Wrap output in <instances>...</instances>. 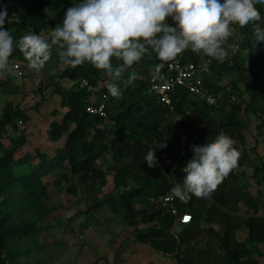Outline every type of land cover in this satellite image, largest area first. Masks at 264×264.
<instances>
[{
    "label": "trees",
    "instance_id": "obj_1",
    "mask_svg": "<svg viewBox=\"0 0 264 264\" xmlns=\"http://www.w3.org/2000/svg\"><path fill=\"white\" fill-rule=\"evenodd\" d=\"M16 1L30 0H0V7H8ZM78 2L79 0L39 2L14 17L8 16L12 23L6 20L4 28L9 30L14 42L25 34L42 35L44 31L61 23L66 9ZM255 6L264 17V3H257ZM48 13H52L54 18H49ZM170 24L174 26L171 19ZM233 26L241 30L243 38L237 44L238 51L229 54L224 62L202 57L191 49L177 56H180L182 62L201 63L208 60L213 78L223 72L241 73L243 90L238 81L231 80L229 83L241 97L239 103H229L227 95L222 93L226 87L205 78V85L210 91L224 100L220 109L199 101L182 89L174 94L172 108L159 101L156 94L149 90V73L161 64L151 49L138 64L124 73V79L132 72L136 73V79L131 85L124 87L123 80L117 82L121 90L118 99L108 93L106 84H100V78L112 82L104 72L87 62L75 68L67 66L60 75L61 79L74 83L69 87L58 81L53 85H46L52 86L54 94L60 98V107L57 104L51 114L54 117L59 112L64 114L59 119L53 118L47 124L45 132L50 141L65 138L63 146L56 148L52 154L36 149L39 162L32 164L30 153L16 157L17 151L29 143L27 136L22 133L18 139L13 140L11 148L0 158V197L19 185L24 197H30L39 206V192L45 191L43 179L50 173L63 170L60 176L63 182L71 183L72 179H78L82 186L92 185L102 172L97 162L100 158L111 155L115 186L124 190L115 202L104 198L101 203L108 201L115 212L122 207L132 226L135 223L159 222V226L140 229L137 233L139 239L149 242L156 251L171 255L176 264H264L255 258L257 246L264 244V212L259 215V203L251 195L249 183L236 170L250 164V152L246 145L249 125L240 114L243 105L245 111L264 116V78L257 80L256 77L257 64L264 65V41H255L252 24L244 28ZM261 27H264V22ZM18 55L23 57L20 50L14 48L10 59ZM49 61L50 59L47 62ZM119 63L121 62L113 60L114 66ZM82 79H86L93 89L82 85ZM102 93L109 94L110 98L106 117L87 112L95 95ZM35 109L39 110L38 107ZM3 110L0 137L6 134L8 127H17L20 121L28 123L30 120L27 111L13 102H7ZM177 114H182L181 123L178 124L174 122ZM181 127L187 133L197 135L196 145H202L206 140L210 142L223 132L235 141V147L242 150L238 166L223 179L209 198L192 197L181 201L170 192L174 185L182 183L186 175L180 169L170 171L177 158L175 149ZM163 141L167 143L166 148L159 147ZM150 149L155 150L157 157L155 168H149L144 161ZM193 154L191 148L186 163ZM125 161L129 162L126 164ZM260 172H263L264 178V164L255 167L256 177H259L257 175ZM130 181L134 182L131 187ZM68 190L74 193L75 185L71 183ZM98 190L96 188L95 192ZM168 193L173 195L180 214L190 213L192 216L189 224H179L183 227L176 234L171 231L177 225L176 217L159 204V200ZM138 201L144 203L142 208L136 207L135 202ZM7 202L6 199L5 204ZM242 206L255 209L254 213L244 217L241 213ZM44 215L45 213H38L32 219H18L9 205L0 208V264H23L20 245L37 232L38 221ZM203 222L209 225L205 227Z\"/></svg>",
    "mask_w": 264,
    "mask_h": 264
},
{
    "label": "clouds",
    "instance_id": "obj_2",
    "mask_svg": "<svg viewBox=\"0 0 264 264\" xmlns=\"http://www.w3.org/2000/svg\"><path fill=\"white\" fill-rule=\"evenodd\" d=\"M257 3L264 0H79L66 9L62 22L51 29L47 38L29 33L16 42L4 28L6 20L12 21L7 6H3L0 72L12 74L19 83L21 73L10 63L14 48L20 50L29 69L39 72L50 59L52 47L58 46L65 65L75 68L87 62L110 77L108 93L118 99L121 90L117 82L123 80L124 87L133 83L136 73L127 79L124 73L138 64L149 49L162 64L188 49L222 63L230 52L238 51L235 44L225 47L233 35L232 25L244 28L252 24L255 41H264V17ZM114 59L121 63L114 66ZM159 147L166 148L167 143L163 141ZM191 148L194 154L182 169L186 174L182 183L170 189L181 201L209 198L238 166L242 155L235 141L223 132ZM144 161L149 168H155V150L150 149Z\"/></svg>",
    "mask_w": 264,
    "mask_h": 264
},
{
    "label": "rangeland",
    "instance_id": "obj_3",
    "mask_svg": "<svg viewBox=\"0 0 264 264\" xmlns=\"http://www.w3.org/2000/svg\"><path fill=\"white\" fill-rule=\"evenodd\" d=\"M45 1L47 0L13 2L7 7L8 16L14 17L19 12ZM48 14L49 18H54L52 13ZM231 27L233 35L226 41L225 47L240 44L243 38L240 29L233 25ZM50 31H44L42 36L47 38ZM61 51L62 49L58 46H53L50 61L39 72L29 69L28 62L20 55L10 59L11 64H20L24 71L23 76L19 78V83L4 73L0 75V90L5 94L8 102L19 105L30 115L28 123L20 121L17 127L10 126L6 134L0 137V158L11 148L12 141L18 139L22 133L27 136L29 143L17 151L16 157H23L30 153L33 158L32 164L39 162L36 149L52 154L56 148L63 146L65 138L50 141L45 132L47 124L53 118L59 119L64 114L59 112L55 117L51 114L57 104L59 106L56 102L59 100L54 94L53 87H46V85H53L58 81L65 87H69L74 83L61 79L62 71L68 66L61 61ZM246 53L245 51L244 54ZM256 72L257 80H263L264 65L257 64ZM216 80H219L222 85L229 84L231 80L238 81L243 90V78L237 71L216 74ZM99 82L107 84L110 80L103 81L100 78ZM43 92H45L44 95ZM188 112L192 113V110ZM240 114L249 125L250 133L247 135L246 145L250 152V164L236 170L249 183L250 193L259 203L258 212L262 215L264 212L263 172L257 175L259 177H256L254 172L256 166L260 167L264 164V116L245 111V105ZM259 126H261V133H259ZM128 162L125 161L126 164ZM112 163L111 155L99 159L97 164L101 168V176L92 185L82 186L78 179H72L71 183L76 187L74 193L68 190L71 183L61 180L63 170L50 173L43 179L45 191L39 192L37 202L39 206L35 205L30 197L28 199L24 197L19 185L12 187V192L0 197V208L9 205L14 209L18 219L23 217L28 220L37 216L38 213H45L38 221L37 232L20 245V258L23 264H176L171 255L156 251L149 242L137 237L140 229L159 226V222L135 223L132 226L128 223L125 217L126 211L122 207L115 212L108 201L101 203L104 198L115 202L124 190L115 186V170L112 168ZM133 185L134 182L130 181L129 186ZM96 188H99L97 192H95ZM6 199L7 204H5ZM135 203L137 208L144 206V203L140 201ZM254 210L242 206L241 213L247 217L254 213ZM202 224L205 227L209 225L204 222ZM182 227L177 224L171 231L176 234ZM257 249L259 252H256L255 258L264 263V244H259Z\"/></svg>",
    "mask_w": 264,
    "mask_h": 264
},
{
    "label": "built area",
    "instance_id": "obj_4",
    "mask_svg": "<svg viewBox=\"0 0 264 264\" xmlns=\"http://www.w3.org/2000/svg\"><path fill=\"white\" fill-rule=\"evenodd\" d=\"M16 70L23 76L20 64L15 63ZM8 76L11 79H17L15 76L8 72H0V75ZM19 77V78H20ZM208 77L209 82L216 81L218 85H222L219 80H216V76L213 78V72L209 66V61H203L201 63L195 62H182L180 56L174 58L167 63L159 64L151 70L149 73L150 88L149 90L156 94L158 100L172 108L174 94L178 93L177 90L182 89L188 92L193 97L197 98L208 104L215 109H220L224 105V100L220 99L219 95L211 92L205 85V78ZM81 84L88 86L90 89L93 87L88 83L86 79L81 80ZM226 87L223 94L227 95L229 103H239L240 98L237 91H235L230 84L222 85ZM221 94V93H219ZM109 94L102 93L95 95L91 105L87 107V112L92 115L107 116V105L109 102ZM8 102L5 94L0 90V121L3 118V109ZM182 114L175 116L174 122L181 123ZM197 138L196 134H189L181 127V133L176 144L175 154L177 156L175 162L170 168L171 172L177 169L182 170L186 166V157L188 155L191 146L195 143ZM160 206L176 217L177 224H189L192 221L190 213H179L178 207L174 204V198L171 193L166 194L159 200Z\"/></svg>",
    "mask_w": 264,
    "mask_h": 264
},
{
    "label": "crops",
    "instance_id": "obj_5",
    "mask_svg": "<svg viewBox=\"0 0 264 264\" xmlns=\"http://www.w3.org/2000/svg\"><path fill=\"white\" fill-rule=\"evenodd\" d=\"M58 100H59V101H56L57 103H59V102H60V98H59V96H58Z\"/></svg>",
    "mask_w": 264,
    "mask_h": 264
}]
</instances>
